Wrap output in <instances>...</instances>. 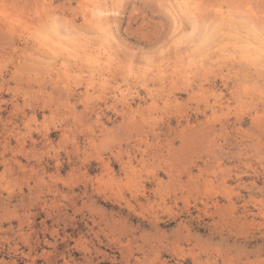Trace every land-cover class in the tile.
<instances>
[{"label": "rangeland", "instance_id": "obj_1", "mask_svg": "<svg viewBox=\"0 0 264 264\" xmlns=\"http://www.w3.org/2000/svg\"><path fill=\"white\" fill-rule=\"evenodd\" d=\"M92 1L0 0V264H264V0Z\"/></svg>", "mask_w": 264, "mask_h": 264}, {"label": "bare ground", "instance_id": "obj_2", "mask_svg": "<svg viewBox=\"0 0 264 264\" xmlns=\"http://www.w3.org/2000/svg\"><path fill=\"white\" fill-rule=\"evenodd\" d=\"M83 1V3H82V7H83V12H84V16H87L88 14H97L98 15V17H99V21H102L105 17H103V14H105L106 12H107V10L106 9H103L102 7H100L99 5H97L94 1H92V0H82ZM174 1V0H173ZM51 2V1H50ZM81 2V1H80ZM174 2H176V1H174ZM177 2H178V5H179V7L180 8H185V9H187V10H189L190 8H191V5L190 4H192V2H191V0H177ZM197 3V2H196ZM203 3V2H202ZM80 4V3H79ZM242 5V4H241ZM198 6V5H197ZM206 8V7H205ZM208 8V7H207ZM229 8V7H228ZM264 8V7H263ZM199 9V8H198ZM238 9V8H237ZM229 10V9H228ZM232 10V9H231ZM257 10H259V8L257 9ZM262 10V9H261ZM264 11V10H263ZM219 12V11H218ZM193 13V12H192ZM232 13H234V12H232ZM240 13V12H239ZM252 13V12H251ZM6 14V13H5ZM211 14V13H210ZM242 14V13H241ZM255 14V13H254ZM1 15V14H0ZM9 15V14H8ZM237 15V14H236ZM4 16V15H3ZM83 16V17H84ZM10 17V16H9ZM91 17H92V15H91ZM5 19H7V17L5 18ZM206 19V18H205ZM10 20V19H9ZM217 20V19H216ZM7 23H9L7 20H5ZM11 22V21H10ZM61 22V21H60ZM88 22H90V20L88 21ZM92 23V22H91ZM90 23V24H91ZM89 24V23H88ZM104 24V23H103ZM95 25V24H94ZM87 26H90V25H87ZM103 26V25H102ZM28 27H30L29 25H28ZM32 28V26L29 28V29H31ZM53 29V31H55V29L54 28H52ZM103 30V29H102ZM31 31V30H30ZM218 32V31H217ZM36 33L38 34V37H40L39 38V40H41L42 42H44V44H46L49 48H50V50H57L56 48H58L57 47V45H59L58 43H57V39H54V38H51L50 39V41H48V42H46V36H43L42 34H39L37 31H36ZM44 33V32H43ZM215 33H216V31L215 32H213L212 34L213 35H215ZM46 35V34H45ZM212 35V36H213ZM212 36H210V38H212ZM224 37V36H223ZM222 37V38H223ZM226 37V36H225ZM257 37H259V36H257ZM33 38V37H32ZM221 38V37H220ZM246 39V38H245ZM209 39L207 38V40H204V43H205V41H208ZM215 40V39H214ZM220 40H222V39H220ZM238 40V39H237ZM243 40V39H242ZM241 41V40H240ZM240 41L238 42V41H236V43H240ZM209 42V41H208ZM40 43V42H39ZM48 43V44H47ZM241 43H242V41H241ZM206 44V43H205ZM41 45V44H40ZM239 45V44H238ZM62 46V45H61ZM218 46V45H217ZM216 46V47H217ZM240 46V45H239ZM255 46V45H254ZM206 47V46H205ZM238 47V46H237ZM241 48H244L243 46L241 47ZM240 48V49H241ZM37 49V48H36ZM42 49V48H41ZM239 49V48H238ZM249 49V48H248ZM260 49V48H259ZM247 50V49H246ZM248 51V50H247ZM262 51H264L263 50V48H262ZM243 52V51H242ZM54 53V52H53ZM224 53V52H223ZM250 53V52H249ZM252 53V52H251ZM240 54V53H239ZM243 54V53H242ZM228 55V54H227ZM254 55V54H253ZM250 56H252V54L250 55ZM235 57H236V55H235ZM245 57V56H244ZM249 57V56H248ZM257 57V56H256ZM262 56H260V58H261ZM239 58V57H238ZM237 58V59H238ZM246 58H247V56H246ZM250 58H252V57H250ZM90 59V58H89ZM263 59V58H262ZM76 60V59H75ZM88 60V59H87ZM234 60V59H233ZM240 60V59H239ZM253 60V59H252ZM256 60V59H255ZM261 60V59H260ZM91 61V60H90ZM90 61H88V62H90ZM254 61V60H253ZM262 61V60H261ZM260 62V61H259ZM239 63V62H238ZM203 64V63H202ZM263 64V63H262ZM211 65V64H210ZM255 66V65H254ZM260 66V65H259ZM208 67V66H207ZM262 67V66H261ZM201 68V67H200ZM176 69V68H175ZM196 69V68H195ZM61 70V69H60ZM184 70V69H183ZM181 71V70H180ZM211 72V71H210ZM204 73V72H203ZM202 74V73H201ZM205 74V73H204ZM140 76V75H139ZM204 76V75H203ZM65 77V76H64ZM177 79V78H176ZM132 89V88H131ZM258 91V90H257ZM259 92V91H258ZM206 173V172H205ZM201 175V174H200ZM227 209V208H226Z\"/></svg>", "mask_w": 264, "mask_h": 264}]
</instances>
